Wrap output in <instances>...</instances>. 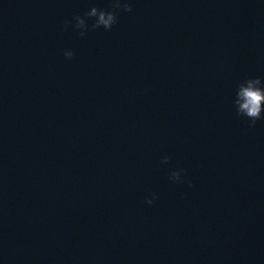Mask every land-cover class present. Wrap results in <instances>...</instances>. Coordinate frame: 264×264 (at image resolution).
<instances>
[{"label": "water", "instance_id": "water-1", "mask_svg": "<svg viewBox=\"0 0 264 264\" xmlns=\"http://www.w3.org/2000/svg\"><path fill=\"white\" fill-rule=\"evenodd\" d=\"M131 2L0 0V264H264V3Z\"/></svg>", "mask_w": 264, "mask_h": 264}, {"label": "clouds", "instance_id": "clouds-1", "mask_svg": "<svg viewBox=\"0 0 264 264\" xmlns=\"http://www.w3.org/2000/svg\"><path fill=\"white\" fill-rule=\"evenodd\" d=\"M261 3H264V0H261ZM132 10L131 0H110L108 7L91 3L83 15L77 13L71 19H66L64 28L68 29L71 26L81 37L87 36L90 28H103L105 31H110L118 23L121 11L131 12ZM89 20L92 21L91 24ZM63 54L67 58L75 55L70 48H65ZM233 104L237 115L249 118V126L256 125L258 120H264V77L249 76L241 79L236 84ZM170 159V156L164 155L161 162L166 165ZM186 171L185 168H174L170 171L169 179L175 183H184ZM156 199L157 194L152 193L146 197V202L151 205Z\"/></svg>", "mask_w": 264, "mask_h": 264}]
</instances>
